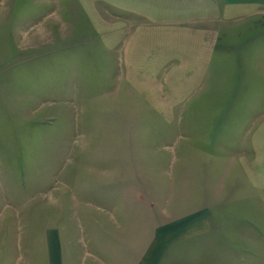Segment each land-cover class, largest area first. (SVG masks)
<instances>
[{
    "label": "rangeland",
    "instance_id": "374dc122",
    "mask_svg": "<svg viewBox=\"0 0 264 264\" xmlns=\"http://www.w3.org/2000/svg\"><path fill=\"white\" fill-rule=\"evenodd\" d=\"M199 5L0 0V264L82 252L104 193L212 213L182 264H264V26Z\"/></svg>",
    "mask_w": 264,
    "mask_h": 264
},
{
    "label": "crops",
    "instance_id": "0c3cea01",
    "mask_svg": "<svg viewBox=\"0 0 264 264\" xmlns=\"http://www.w3.org/2000/svg\"><path fill=\"white\" fill-rule=\"evenodd\" d=\"M198 3L204 13L215 11L218 15L220 10L225 12L227 23L257 24L259 30L264 26V0H198ZM120 197L118 193L100 195V216L113 214L116 219L110 229L100 220V232H105L104 235L101 234L97 241L84 240L82 252L72 251L74 245L57 232L58 239L53 244L54 264H182L193 253L187 254L186 248L198 247L202 236L211 231L209 220L213 214L209 218L203 210L162 222L150 196L141 199V207L137 197L130 198V206L124 210L115 207L108 211L106 200ZM107 231L115 233L113 238L107 236ZM120 231L123 234L117 238ZM180 247L179 252H174ZM177 257L181 261L177 262Z\"/></svg>",
    "mask_w": 264,
    "mask_h": 264
}]
</instances>
